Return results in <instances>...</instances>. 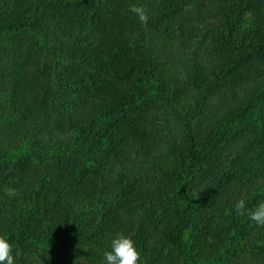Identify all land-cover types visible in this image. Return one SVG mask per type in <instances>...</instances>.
Masks as SVG:
<instances>
[{"label": "trees", "instance_id": "obj_1", "mask_svg": "<svg viewBox=\"0 0 264 264\" xmlns=\"http://www.w3.org/2000/svg\"><path fill=\"white\" fill-rule=\"evenodd\" d=\"M143 6L141 23L129 6ZM264 0H0V236L14 264H264Z\"/></svg>", "mask_w": 264, "mask_h": 264}, {"label": "clouds", "instance_id": "obj_2", "mask_svg": "<svg viewBox=\"0 0 264 264\" xmlns=\"http://www.w3.org/2000/svg\"><path fill=\"white\" fill-rule=\"evenodd\" d=\"M129 10L136 14L141 23H147L148 15L143 6L132 4ZM234 208L237 215H247L257 226L264 227V202L248 208L245 200L239 199ZM140 259L141 254L132 238L117 232L111 237L109 249L104 251L101 264H140ZM0 264H14L12 244L3 236H0Z\"/></svg>", "mask_w": 264, "mask_h": 264}]
</instances>
